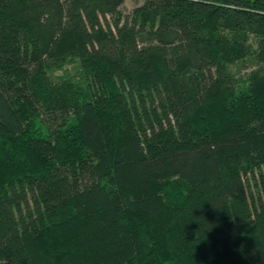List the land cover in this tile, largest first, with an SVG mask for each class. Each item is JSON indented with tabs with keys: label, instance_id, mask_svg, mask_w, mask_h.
Returning a JSON list of instances; mask_svg holds the SVG:
<instances>
[{
	"label": "trees",
	"instance_id": "16d2710c",
	"mask_svg": "<svg viewBox=\"0 0 264 264\" xmlns=\"http://www.w3.org/2000/svg\"><path fill=\"white\" fill-rule=\"evenodd\" d=\"M0 0V264H264V0Z\"/></svg>",
	"mask_w": 264,
	"mask_h": 264
},
{
	"label": "rangeland",
	"instance_id": "374dc122",
	"mask_svg": "<svg viewBox=\"0 0 264 264\" xmlns=\"http://www.w3.org/2000/svg\"><path fill=\"white\" fill-rule=\"evenodd\" d=\"M142 3V0H125V3L122 7L124 12L131 11L137 4Z\"/></svg>",
	"mask_w": 264,
	"mask_h": 264
}]
</instances>
